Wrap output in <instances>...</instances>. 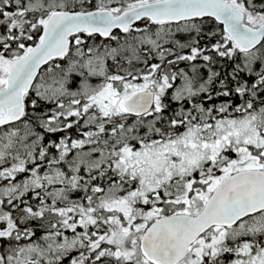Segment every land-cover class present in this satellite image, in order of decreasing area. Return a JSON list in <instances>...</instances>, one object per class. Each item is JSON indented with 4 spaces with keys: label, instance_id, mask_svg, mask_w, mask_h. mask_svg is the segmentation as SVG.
Wrapping results in <instances>:
<instances>
[{
    "label": "snow or ice",
    "instance_id": "1",
    "mask_svg": "<svg viewBox=\"0 0 264 264\" xmlns=\"http://www.w3.org/2000/svg\"><path fill=\"white\" fill-rule=\"evenodd\" d=\"M0 264H264V0H0Z\"/></svg>",
    "mask_w": 264,
    "mask_h": 264
}]
</instances>
